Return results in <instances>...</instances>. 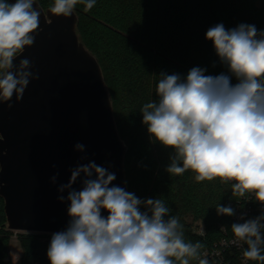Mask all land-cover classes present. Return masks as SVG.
<instances>
[{
	"label": "clouds",
	"instance_id": "9594fccd",
	"mask_svg": "<svg viewBox=\"0 0 264 264\" xmlns=\"http://www.w3.org/2000/svg\"><path fill=\"white\" fill-rule=\"evenodd\" d=\"M77 4L87 12L96 0H54L50 11L69 17ZM34 5L35 0H0V104L7 103L9 109L12 97L21 101L29 83L40 78L28 58L13 63L41 30V12ZM206 39L237 83L233 85L223 73L205 75L199 67L183 79L161 73L158 100L143 105L142 122L155 141L174 150L166 168L169 174L191 170L196 182L234 181L233 196L253 193L264 205V31L248 24L226 29L221 23L207 30ZM75 148L84 151L80 143ZM3 155L6 152L0 151ZM82 173L83 187L77 191L72 185ZM115 179L114 173L95 162L71 170L68 183L58 189L69 190L70 221L66 230L51 236L50 264H190V259L208 264L199 258L204 245L184 240L176 216L165 219L170 209L162 199L141 200L122 187H110ZM58 199L63 202L65 197ZM141 205L147 210L141 211ZM216 211L234 215L230 206L218 205ZM262 221L264 214L233 223L231 230L234 244L247 245L244 258L264 264Z\"/></svg>",
	"mask_w": 264,
	"mask_h": 264
},
{
	"label": "trees",
	"instance_id": "16d2710c",
	"mask_svg": "<svg viewBox=\"0 0 264 264\" xmlns=\"http://www.w3.org/2000/svg\"><path fill=\"white\" fill-rule=\"evenodd\" d=\"M38 1L44 9L54 5V0ZM75 10L84 43L101 64L118 129L128 147L129 192L141 200L162 199L170 209L165 219L176 216L184 240L204 245L201 253L228 236L235 223L234 215H218L216 207L230 206L235 214L242 197L232 195L234 182L220 178L196 182L191 170L169 174L166 168L174 150L150 136L141 108L158 100L161 73L178 74L183 79L190 69L199 67L205 69V75H229L236 84L212 41L206 39V32L221 23L226 29L248 24L264 31V0H96L87 12L83 4H77ZM4 207L0 198V264H13L9 248L16 233L6 227ZM140 210L147 209L141 205ZM16 235L25 250L23 264H50L47 250L52 234ZM197 260L190 259V264H199Z\"/></svg>",
	"mask_w": 264,
	"mask_h": 264
},
{
	"label": "water",
	"instance_id": "95a60500",
	"mask_svg": "<svg viewBox=\"0 0 264 264\" xmlns=\"http://www.w3.org/2000/svg\"><path fill=\"white\" fill-rule=\"evenodd\" d=\"M35 3L41 30L13 63L28 58L40 78L29 83L21 101L12 97L11 109L0 104V151L6 152L0 156V198L8 230L53 234L66 230L70 221L69 190L58 189L68 183L72 169L95 162L115 174L110 187L129 192L128 147L101 64L80 34L76 10L57 16ZM77 143L84 145L83 152L76 150ZM84 179L82 173L73 189L81 190ZM101 214L108 215L103 209Z\"/></svg>",
	"mask_w": 264,
	"mask_h": 264
},
{
	"label": "built area",
	"instance_id": "2783aa9c",
	"mask_svg": "<svg viewBox=\"0 0 264 264\" xmlns=\"http://www.w3.org/2000/svg\"><path fill=\"white\" fill-rule=\"evenodd\" d=\"M234 182V181H230ZM235 223H243L249 219H255L264 214V205L258 202L253 193H248L235 205ZM264 223V221H262ZM203 232V231H202ZM264 234V229H261ZM18 234V232H15ZM236 239L233 232L223 237L214 245L206 247L200 253V259H207L208 264H250L243 256L247 245L243 242L234 244ZM199 263V260H197Z\"/></svg>",
	"mask_w": 264,
	"mask_h": 264
},
{
	"label": "rangeland",
	"instance_id": "374dc122",
	"mask_svg": "<svg viewBox=\"0 0 264 264\" xmlns=\"http://www.w3.org/2000/svg\"><path fill=\"white\" fill-rule=\"evenodd\" d=\"M195 226L197 228H200L199 223H197ZM9 250L13 264H23V257L25 250L21 242L18 240V235L15 234V236L11 239ZM29 264H37V263L35 262Z\"/></svg>",
	"mask_w": 264,
	"mask_h": 264
}]
</instances>
